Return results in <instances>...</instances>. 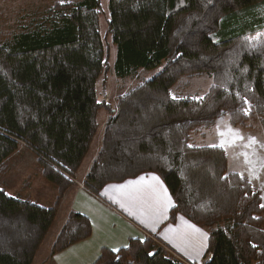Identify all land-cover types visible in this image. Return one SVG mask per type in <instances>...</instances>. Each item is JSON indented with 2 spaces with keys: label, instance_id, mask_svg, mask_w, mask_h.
<instances>
[{
  "label": "trees",
  "instance_id": "1",
  "mask_svg": "<svg viewBox=\"0 0 264 264\" xmlns=\"http://www.w3.org/2000/svg\"><path fill=\"white\" fill-rule=\"evenodd\" d=\"M100 0L57 3L0 28V179L24 148L37 172L58 191L57 205L97 132L96 85L107 57L100 34ZM110 32L119 78L164 70L118 98L102 149L83 187L103 190L154 174L179 216L209 233L204 264H264V205L250 180L228 169L221 147L198 145L224 115L240 128L264 125V0H111ZM208 75L199 99H173L183 77ZM195 136V137H194ZM57 207L10 196L0 188V264H34ZM89 219L71 213L51 257L89 239ZM189 264L152 237L95 264Z\"/></svg>",
  "mask_w": 264,
  "mask_h": 264
},
{
  "label": "rangeland",
  "instance_id": "2",
  "mask_svg": "<svg viewBox=\"0 0 264 264\" xmlns=\"http://www.w3.org/2000/svg\"><path fill=\"white\" fill-rule=\"evenodd\" d=\"M84 0H0V28L15 29L17 21L24 15L42 13L57 3H79ZM110 1L100 0V34L103 40L107 62L105 70L97 80L96 91L101 108L97 115V132L93 138L90 152L77 172L75 182H82L84 174L90 172L93 163L102 149L103 137L111 110L117 105L118 98L126 95L147 80L161 73L166 63L149 70L139 72L128 78H119L115 67L117 46L110 32ZM213 80L208 75L183 77L171 89V95L180 99L204 97L210 90ZM195 137V136H194ZM198 145L221 147L228 156V169L247 177L262 195L264 205V125L255 123L252 128L235 127L229 122L228 115L222 116L216 124L198 139ZM10 172L0 179V188L13 197L26 199L30 195L39 200L41 206H53L57 198L56 188L44 180L37 172L36 157L22 148L9 162ZM46 181L43 188L40 183ZM61 210H59V215ZM61 224L58 216L56 225ZM52 233V232H51ZM51 233L45 239L35 264H46L53 239ZM48 243V244H47ZM54 244V243H53ZM50 245V246H49ZM171 252V251H170ZM172 253V252H171ZM134 263L135 262H130Z\"/></svg>",
  "mask_w": 264,
  "mask_h": 264
},
{
  "label": "crops",
  "instance_id": "3",
  "mask_svg": "<svg viewBox=\"0 0 264 264\" xmlns=\"http://www.w3.org/2000/svg\"><path fill=\"white\" fill-rule=\"evenodd\" d=\"M83 177L82 182H76L65 194L58 206L57 191L55 204L42 207H57L55 223L49 232H52L50 236L54 244L73 212L89 219L92 235L53 257L52 243L46 264H95L103 250L118 252L128 247L132 240L148 237L161 243L185 263L204 264L212 260L208 254L209 233L205 228L194 225L182 216L175 223L169 222L173 199L159 176L149 174L109 185L101 197L84 189L87 172ZM42 180L40 185L45 189L47 182ZM26 199L38 204L42 200H34L32 195ZM58 216L61 221L59 226L56 225Z\"/></svg>",
  "mask_w": 264,
  "mask_h": 264
},
{
  "label": "built area",
  "instance_id": "4",
  "mask_svg": "<svg viewBox=\"0 0 264 264\" xmlns=\"http://www.w3.org/2000/svg\"><path fill=\"white\" fill-rule=\"evenodd\" d=\"M163 248H164V250L169 251L165 246H163ZM128 264H134V263H128Z\"/></svg>",
  "mask_w": 264,
  "mask_h": 264
},
{
  "label": "snow or ice",
  "instance_id": "5",
  "mask_svg": "<svg viewBox=\"0 0 264 264\" xmlns=\"http://www.w3.org/2000/svg\"><path fill=\"white\" fill-rule=\"evenodd\" d=\"M62 2H63V0H62ZM172 98L175 99L176 97L173 96ZM197 99H199V98H197Z\"/></svg>",
  "mask_w": 264,
  "mask_h": 264
}]
</instances>
